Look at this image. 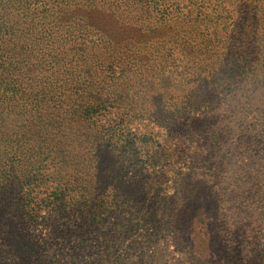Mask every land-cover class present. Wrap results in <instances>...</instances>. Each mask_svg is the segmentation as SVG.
<instances>
[{
  "label": "rangeland",
  "instance_id": "obj_1",
  "mask_svg": "<svg viewBox=\"0 0 264 264\" xmlns=\"http://www.w3.org/2000/svg\"><path fill=\"white\" fill-rule=\"evenodd\" d=\"M47 1L31 0L36 7ZM63 2L75 14L120 26L144 47L130 61L126 51L107 60L88 49L79 65L109 62L122 68L115 77L135 75L150 92L203 105L129 120L123 133L134 157L112 149L118 176L102 173L95 228L81 239L71 235L50 256L57 264H264V0ZM113 71L104 72L109 85ZM115 86L122 91L127 81ZM117 114L108 110L98 120L111 124ZM178 117L182 136L165 128ZM70 214L75 220L77 211ZM39 234L47 239L46 230Z\"/></svg>",
  "mask_w": 264,
  "mask_h": 264
},
{
  "label": "trees",
  "instance_id": "obj_2",
  "mask_svg": "<svg viewBox=\"0 0 264 264\" xmlns=\"http://www.w3.org/2000/svg\"><path fill=\"white\" fill-rule=\"evenodd\" d=\"M74 10L63 0L40 7L31 0H0V264H57L49 251L95 228L104 205L98 198L102 173L118 176L112 149L121 146L134 157L135 144L123 133H129V120L178 116L179 109L203 105L183 104L160 88L150 92L135 75L128 79L121 71L115 77L113 70L122 68L109 62L79 65L88 49L103 51L107 60L126 51L130 61L144 47L120 26ZM109 70L110 85L104 75ZM122 79L127 88L117 92ZM108 110L118 116L100 123ZM165 122V128L186 133L183 117ZM73 210L77 215L70 220Z\"/></svg>",
  "mask_w": 264,
  "mask_h": 264
}]
</instances>
